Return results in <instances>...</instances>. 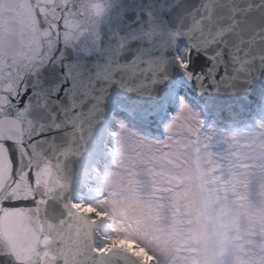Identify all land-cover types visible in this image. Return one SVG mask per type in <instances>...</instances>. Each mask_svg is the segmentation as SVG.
<instances>
[{"label":"snow or ice","instance_id":"obj_1","mask_svg":"<svg viewBox=\"0 0 264 264\" xmlns=\"http://www.w3.org/2000/svg\"><path fill=\"white\" fill-rule=\"evenodd\" d=\"M0 264H264V0H0Z\"/></svg>","mask_w":264,"mask_h":264},{"label":"water","instance_id":"obj_2","mask_svg":"<svg viewBox=\"0 0 264 264\" xmlns=\"http://www.w3.org/2000/svg\"><path fill=\"white\" fill-rule=\"evenodd\" d=\"M223 102L226 103L227 100L224 99ZM174 109L175 103L170 104L167 111L160 114V119L150 129H159L160 125L164 123L168 117V112ZM207 117H212V115L208 114ZM249 118V116L244 117V119ZM105 142L106 138L94 139L83 156L78 160H73V168L66 169L60 176V180L64 184L72 185L73 198H85L88 193V187L97 185V182H92V180H94L92 169L100 168V164L104 163Z\"/></svg>","mask_w":264,"mask_h":264},{"label":"rangeland","instance_id":"obj_3","mask_svg":"<svg viewBox=\"0 0 264 264\" xmlns=\"http://www.w3.org/2000/svg\"><path fill=\"white\" fill-rule=\"evenodd\" d=\"M176 110H177V105L175 104V109L172 110V111H170V112H168V117L166 118L165 122L162 123V124L160 125V128L157 129V130H153V129H144V128H141V127H139V126H137V125H130V126L136 127L138 131H141L143 134L149 135V136H151V137H153V138H163V137L166 135V129H165L164 125H165V124L167 123V121L170 119V115H169V114L174 115L175 112H176ZM201 115H202V117L205 119L206 123H211V121H212V117H207V115H205V114H203V113H202ZM103 164H104V163H101V164H100V168H96V169H100V170H102V169H103ZM101 175H103V173H101ZM92 182H93V183H96V180L94 179V180H92ZM96 186H97V185H94V186H90V187H88V193H87L86 197L83 198L86 202H91L92 200L95 199V194L91 191V189L94 188V187H96ZM118 242L121 243V244L128 243L129 246H130V244H131V242H126V241H124L123 239L119 240Z\"/></svg>","mask_w":264,"mask_h":264},{"label":"clouds","instance_id":"obj_4","mask_svg":"<svg viewBox=\"0 0 264 264\" xmlns=\"http://www.w3.org/2000/svg\"><path fill=\"white\" fill-rule=\"evenodd\" d=\"M201 168H203V165H201Z\"/></svg>","mask_w":264,"mask_h":264}]
</instances>
